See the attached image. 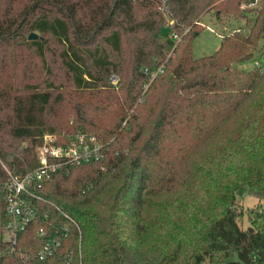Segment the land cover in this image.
<instances>
[{
  "label": "trees",
  "instance_id": "16d2710c",
  "mask_svg": "<svg viewBox=\"0 0 264 264\" xmlns=\"http://www.w3.org/2000/svg\"><path fill=\"white\" fill-rule=\"evenodd\" d=\"M231 3L0 0V101L8 120L0 122V264L69 258V264H264V210L248 209L247 229L238 223L245 214L239 198L264 199V70L237 67L252 57L264 18L256 35L223 36L213 55L192 53L204 11L214 7L221 19ZM178 32L189 44L170 57L168 75L159 80L169 62L142 93L161 62L177 53L181 42L169 37ZM31 33L38 39L29 40ZM52 43L62 46L59 59L73 90L55 94L49 81L20 84L12 71L27 55L21 49L47 68ZM72 95L74 113L65 114ZM56 117L69 127L50 125ZM47 131L58 145L95 137L105 146L104 159L62 167L39 192L37 218L20 233L18 253L11 252L3 241L8 170L22 176L37 168ZM126 131L130 137L122 140ZM187 135L198 142L190 149L198 146L193 160L170 153L169 140ZM62 212L78 222L82 240L72 225L55 255L41 261L36 255L60 234Z\"/></svg>",
  "mask_w": 264,
  "mask_h": 264
},
{
  "label": "rangeland",
  "instance_id": "374dc122",
  "mask_svg": "<svg viewBox=\"0 0 264 264\" xmlns=\"http://www.w3.org/2000/svg\"><path fill=\"white\" fill-rule=\"evenodd\" d=\"M231 1L232 3L229 7V10L221 13V19H217L216 16L217 9L214 7H209L202 14L199 22L197 23L198 25L195 29L196 31H200V33L196 35V37L193 39L192 42V53L195 59L213 55L220 47L223 36L248 37L250 35L253 36V34L255 35L258 34L257 32L260 30L264 18V15L260 17L261 16L260 10L264 8V0H252V1L231 0ZM165 17H166L165 25L172 26L174 22L170 21V18L168 16L165 15ZM189 30L190 29L187 28L186 31L188 32ZM168 35H169V29L167 27L166 28L164 27V29L162 30V40L163 41L166 40L165 37H167ZM169 38H171V35ZM176 38H171V39L175 40L176 44H179L182 40V36L179 35V32L178 35L176 34ZM253 39L255 40V45H253L251 49L253 52L252 57L250 58L249 61L240 63L237 67L244 69H254L257 68L256 64L259 63L260 67L258 68L264 70V33H260L259 37H253ZM188 44L189 43L187 42V40L186 42L182 41L179 44L177 53L170 54L164 60L166 62L164 61L161 62L164 63L161 67H164V65L167 62H169L170 57L171 58L173 57V60H175L177 55L181 54V52ZM50 47L52 53L49 54L47 58L48 61L47 68L43 67L42 64L38 61V59L34 57L33 59H31L29 57V53L21 49L20 54L25 55L26 53L27 55L23 56V58L19 63V66L17 68H14L12 73H14L15 76L17 75L19 76L18 81L20 82V84L36 83L44 87L45 82L49 81L54 86L53 89L55 94H58L62 90L63 92L72 91L73 83L71 82L72 81L71 76L69 75L63 63L59 59V54L62 50V46L57 43H52ZM168 65L169 66L166 73L164 74V76L160 77L159 80L167 76L168 73L170 72V69L172 68V63L169 62ZM151 83L145 85L144 91H142V93L145 94V91L148 89ZM114 84L115 86L117 85V83ZM77 100L78 98L75 95H72L71 97H67V101L64 103L65 114L71 112L74 113V105ZM137 102H139V100ZM139 103H141V101ZM134 108L135 109L137 108L136 111L137 114L141 116L142 118L141 120L145 122V124H147V114L144 113L142 115L138 113V109L140 108V105H135ZM5 109L6 107L3 105V102L0 101V122L2 125L8 123L7 118L3 117V111ZM116 110L117 107H113L110 109V111L112 112L111 113L112 116L114 112H116ZM129 114L131 116L134 113L133 111H130ZM75 118H76L75 115L70 118L71 121L69 125H72V123L75 121ZM108 119H110V117ZM50 125L55 126V128H57L58 131L60 130V128L67 129L69 127L67 126L66 122H62L58 117L54 118V123H51ZM51 134L52 133H50V131L45 132L44 136H42V138L44 137L42 140H45V137ZM124 134L126 135V137L122 140H128L130 134H128L127 131ZM194 141L195 140H192L191 137L188 135L183 140H169V143L173 147H175V149L172 150L170 153L183 154L185 152V154L189 157V159L192 160L196 159L198 157V146L190 150L192 147H194L196 143H198V142L194 143ZM103 147L105 146L103 145ZM239 204L242 207L241 209L245 210V214H243V217H240L238 219V223L243 229H247L250 225L248 221V213H247L248 209H254L256 207H260L264 210V199H259L252 195H245L239 198ZM204 264H209V261H206Z\"/></svg>",
  "mask_w": 264,
  "mask_h": 264
},
{
  "label": "built area",
  "instance_id": "2783aa9c",
  "mask_svg": "<svg viewBox=\"0 0 264 264\" xmlns=\"http://www.w3.org/2000/svg\"><path fill=\"white\" fill-rule=\"evenodd\" d=\"M176 38V35H171ZM177 39V38H176ZM256 67H260L257 63ZM164 67H160L151 74V83L158 75L164 72ZM146 72L149 70L146 69ZM111 82L118 83L116 75L111 76ZM37 159L39 166L22 176H17L9 172V179L5 183L7 194V223L3 241L8 244L11 252H17L18 237L27 226H29L38 214L37 202L43 197L39 194L44 189L45 184L52 181L55 174L62 167L81 166L92 162H101L104 159L103 145L95 138L87 136H77L66 145H58L56 136L48 135L38 147ZM60 211V209L58 208ZM65 218L60 234L50 239L43 249L36 255V258L43 261L55 255L62 244L72 225H75L82 240V230L78 222L69 214L62 212ZM81 248V245H80ZM20 255V254H19ZM24 258V254L21 255ZM67 259L62 264H69Z\"/></svg>",
  "mask_w": 264,
  "mask_h": 264
},
{
  "label": "water",
  "instance_id": "95a60500",
  "mask_svg": "<svg viewBox=\"0 0 264 264\" xmlns=\"http://www.w3.org/2000/svg\"><path fill=\"white\" fill-rule=\"evenodd\" d=\"M38 35L37 34H35V33H31L30 35H29V40H34V39H38Z\"/></svg>",
  "mask_w": 264,
  "mask_h": 264
}]
</instances>
